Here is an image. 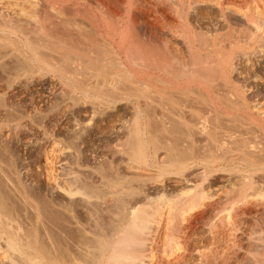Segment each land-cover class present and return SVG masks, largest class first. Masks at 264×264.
<instances>
[{"label": "bare ground", "instance_id": "1", "mask_svg": "<svg viewBox=\"0 0 264 264\" xmlns=\"http://www.w3.org/2000/svg\"><path fill=\"white\" fill-rule=\"evenodd\" d=\"M37 34L62 49L81 98L134 106L123 148L132 178L156 163L158 131V192L135 198L131 178L68 181L61 189L85 209L80 237L52 249L39 222L21 233L0 220V264H264V109L238 80L264 61V0H0L1 37L34 54Z\"/></svg>", "mask_w": 264, "mask_h": 264}, {"label": "rangeland", "instance_id": "2", "mask_svg": "<svg viewBox=\"0 0 264 264\" xmlns=\"http://www.w3.org/2000/svg\"><path fill=\"white\" fill-rule=\"evenodd\" d=\"M196 9L195 6L190 9L192 17L194 13L196 17ZM35 35L31 46L36 50L37 61H34V52L24 54L25 49L20 43L0 36V210H4L0 220L7 222L10 232L20 227L18 231L23 233L40 224L37 226L40 227V230L37 229L38 239H44L41 243L45 246L58 248L62 247L63 237L75 243L73 240H77L81 233L78 232V220L85 216L80 195L70 198L61 189L68 181L72 183L68 185L73 187L85 180L87 185L103 188L107 186L105 183L131 178L132 186H136L139 192L135 198L139 199L146 192L150 195L158 192V176L155 175L158 174V131L150 143L152 147H157L156 163H150L144 175L135 174L136 178H132L134 172L125 165L127 155L123 148L126 123L132 118L134 106L122 99L105 104L96 103L89 97L88 100L83 95L81 98V94L62 76V49ZM256 62V76H249L246 72L238 80L247 89V94L250 91L252 94H249L254 96L250 97L251 100H256L264 109V61L258 58ZM249 85L251 89L248 90ZM154 106L145 109L146 120L153 131L158 128L160 114L158 106ZM151 174L155 175V179ZM134 197L126 196L125 201L134 200ZM0 234L6 235L3 232ZM4 237L0 238L2 244ZM3 264H9V261Z\"/></svg>", "mask_w": 264, "mask_h": 264}]
</instances>
